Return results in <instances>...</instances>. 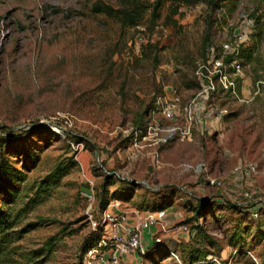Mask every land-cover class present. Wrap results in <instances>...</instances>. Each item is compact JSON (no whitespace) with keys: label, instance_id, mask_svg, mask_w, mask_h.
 Wrapping results in <instances>:
<instances>
[{"label":"rangeland","instance_id":"rangeland-1","mask_svg":"<svg viewBox=\"0 0 264 264\" xmlns=\"http://www.w3.org/2000/svg\"><path fill=\"white\" fill-rule=\"evenodd\" d=\"M98 2L139 8L141 19L125 25L94 12ZM155 2L0 0V206L8 235L0 264H86L102 197L126 211L172 212L154 238L175 246L179 259L158 249L136 264H183L189 253L264 264V203L258 221L241 208L264 200V5L161 0L156 18ZM243 32L259 61L239 59L238 94L219 89L192 135L152 145L149 127L172 124L157 97L175 88L189 100L201 88L197 61L208 47ZM226 60L232 74L233 59ZM199 162L223 184L182 170ZM251 165L255 172L242 177Z\"/></svg>","mask_w":264,"mask_h":264},{"label":"built area","instance_id":"built-area-1","mask_svg":"<svg viewBox=\"0 0 264 264\" xmlns=\"http://www.w3.org/2000/svg\"><path fill=\"white\" fill-rule=\"evenodd\" d=\"M188 8L193 10L195 7L191 5ZM243 20L248 29L255 27L256 20L254 17L246 14L243 15ZM249 33L235 34L233 38L222 42L217 47L214 44L208 47V56L197 61L196 75L199 78L201 88L189 100L183 102L180 93L175 88H170L168 93L157 97L158 106L172 124L163 127L153 125L149 127L150 133L154 134L152 145L165 144L174 139L175 136L192 135L194 124L202 125L201 115L207 110V102L214 97L219 89L222 92L238 94L237 76L242 74V66L239 62L240 53L245 42L249 39ZM141 38H144L143 34H141ZM228 57L233 59L234 71L232 74L228 72L226 60ZM260 82L257 83V88H259ZM219 112L221 115H226L228 110L221 109ZM153 159L157 161L156 152ZM182 170L202 176L206 183L211 186L223 184L221 179L211 175L206 163H184ZM255 170L256 167L251 165L246 171L241 170V176H248ZM89 200H92L91 194H89ZM260 201L264 203V200ZM257 202L258 200H254L253 203L244 201L241 208L247 210L251 218L258 221L262 219L263 210L254 207ZM168 217L167 209H158L136 210L134 218H132L128 211L121 208V201L117 200L102 212L99 221L93 222L95 231L103 225L104 234L102 235L103 238L101 237L100 241L89 249L86 264H127L126 257L131 254H139L140 256L148 254L152 244L148 245L144 240L145 232L159 226L166 229ZM262 227L264 228V222ZM181 228L188 229L187 225H181ZM153 242L166 248L159 238H153ZM169 255L179 259L178 254L173 250L169 249ZM209 259L221 264L216 257H209Z\"/></svg>","mask_w":264,"mask_h":264},{"label":"trees","instance_id":"trees-1","mask_svg":"<svg viewBox=\"0 0 264 264\" xmlns=\"http://www.w3.org/2000/svg\"><path fill=\"white\" fill-rule=\"evenodd\" d=\"M204 1L205 3H207L209 6H211L212 8H220V7H223V5L221 4L222 2H227L228 3V6L230 7L229 9H233V8H236L239 1L240 0H202ZM258 1V3L260 4H263L264 5V0H256ZM161 7V0H156V2L154 3L153 5V8H152V13H153V16L158 18L159 13V8ZM93 10L94 12L96 13H104L105 15L107 16H110V17H115V18H118L120 19L125 25H136L139 20L141 19V16H140V12H139V8L137 9H116L115 7H113L112 5L110 4H106V3H102V2H98L94 5L93 7ZM177 10H175L176 12ZM259 19V16L257 17ZM211 24V22L209 21L208 22V25ZM258 32L262 33V29L261 28H258ZM256 43H253L252 45H244L242 47V50H241V53H240V58L244 60L245 63L247 64H250V65H254L255 66V63H257L259 61V56L258 54L255 52V47H256ZM54 174L56 175H60V172L59 171H55ZM128 183L129 185H131V187H133V182H126ZM104 189L105 191L107 192V187L104 186ZM112 199H119L117 197V194L114 193V195H112ZM110 198L109 199H105L102 197L101 201H102V209H107L108 207V204H109V201H110ZM204 200L201 199L200 201V205L196 208L198 212V214H201L202 213V208L204 206ZM200 208V209H199ZM5 215H6V212L1 209V206H0V261H2L6 256L7 254V250L6 249V244H7V234L4 232V228L2 226L4 222V219H5ZM100 229V232L104 229H102V227H99ZM96 235H97V239H93V241L96 240V242H94L93 244L95 245L96 243L99 242V240L101 239L103 233H99L98 230L94 232ZM48 245H53L54 242H48L47 243ZM92 244V246H93ZM150 245V244H149ZM91 246V247H92ZM90 247V248H91ZM89 248V249H90ZM171 249L170 247H166V248H163L161 246H159V244L155 243V242H152V245H150V252L144 256H142L143 258L148 256L149 254L155 252L156 250L158 249H163L165 252H168L169 253V249ZM195 256V253H189V254H182L181 257H182V260L184 261L183 264H194V262H200L202 259H199L198 256L194 257ZM206 258H208L206 256ZM204 259L202 260V262L204 264H216L214 263L213 261L211 260H208V259Z\"/></svg>","mask_w":264,"mask_h":264},{"label":"crops","instance_id":"crops-1","mask_svg":"<svg viewBox=\"0 0 264 264\" xmlns=\"http://www.w3.org/2000/svg\"><path fill=\"white\" fill-rule=\"evenodd\" d=\"M201 122H202V125H203V121H201ZM255 200H258V202L256 204H254V207L256 206V207L262 209L263 202H261L260 199H255ZM135 211L136 210H128V212L130 213V215H131L132 218H134ZM170 214H172V212L169 213V215ZM171 223H172V220L171 221L168 220L167 227L170 226ZM158 232H159V228H153L152 230H148V231L145 232V234H144V240L146 241V243L148 245L152 242V240L154 238L153 237L154 234H157ZM168 247H170L171 249H177L175 246H173V247L172 246H168ZM140 258L141 257H140L139 254H131V255H129V256L126 257V262H127V264H136V263H139Z\"/></svg>","mask_w":264,"mask_h":264},{"label":"water","instance_id":"water-1","mask_svg":"<svg viewBox=\"0 0 264 264\" xmlns=\"http://www.w3.org/2000/svg\"><path fill=\"white\" fill-rule=\"evenodd\" d=\"M41 125H43V124H45V125H52V122H42V123H40ZM35 126H37V125H35ZM35 126H33V127H35ZM27 126H25V127H22V128H26ZM16 129H20V128H16Z\"/></svg>","mask_w":264,"mask_h":264}]
</instances>
